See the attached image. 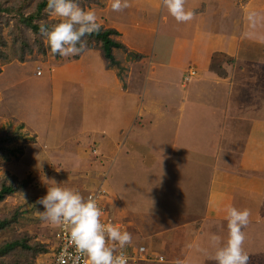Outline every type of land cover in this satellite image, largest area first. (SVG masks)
<instances>
[{
    "label": "rangeland",
    "instance_id": "rangeland-1",
    "mask_svg": "<svg viewBox=\"0 0 264 264\" xmlns=\"http://www.w3.org/2000/svg\"><path fill=\"white\" fill-rule=\"evenodd\" d=\"M17 1L9 0L11 4ZM27 1L28 12L32 11L40 0ZM230 1L229 5H235L230 7V10L233 8L244 10L242 18L244 20L237 31L251 33L253 30L247 17L251 12L264 15V0ZM128 3L130 7L120 12H114L110 8L106 16L102 10L111 4V0H92L79 4L80 7L95 12L102 28L113 29L116 24L123 26L122 28L128 31L127 40L144 50L139 55L137 50L130 53L128 48L115 49V57L122 65L117 67L118 80L122 85L128 81L130 88L134 92L139 91L140 94L142 89H147L146 103L158 100L157 105L165 116L156 119L155 114H152L140 119L144 126H138L135 133L130 136L129 148L123 151L115 162L111 161L112 166L98 148L97 143L102 138L95 143L92 135L94 133L88 129L89 133L86 134L83 130L86 126L94 129L102 126L103 129L110 125L108 123L114 126L119 117L114 119L113 112H102L96 95H93L94 88L88 86L81 91L79 84L81 77H76V74L72 76L67 70L54 73L64 64L73 63L75 61L72 60L73 57L62 58L52 55L45 38H42L43 44L40 46L33 36L26 40L32 49L30 51L13 34L12 21L1 25L0 52L6 54L7 58L0 57V190L3 185L15 188L14 193L0 202V220L14 219L9 226L0 230V262L3 264H26L30 261L49 264L52 261L51 251L58 227L42 221L36 214V209L31 206L38 198L46 195L47 180L50 179H55L57 183H65L62 186L79 191L85 198L91 193L101 195L98 206L103 215L112 219V223L123 231L132 234L131 243L135 245L122 249L133 258L128 264H171L175 258L184 259L187 264H216L211 258L215 249L209 243L210 233L226 240L227 226L223 223L212 226L208 221L206 225L200 223L196 228L187 230L185 223H178L180 216H176V204L179 205L183 201L182 197H176V193H180L176 192V181L179 180L181 185L186 184L184 179H179L183 175L180 173L181 166L185 164L176 156H171L174 154L171 152L175 151L173 141H176L173 132L177 110L176 71L157 68V64L166 62L171 54L173 37L176 35L175 22L167 25L160 20L162 8L164 9L162 0L157 4L154 0H128ZM196 4L197 2H194V6ZM169 18L173 17L169 15ZM215 19L218 20L216 17ZM58 21L59 18L50 15L48 11H45L40 20L41 23L49 24ZM136 21L147 27L146 30L130 28L132 22ZM137 31L140 33H136ZM256 31L264 33V27H259ZM29 33L27 31L26 35ZM115 39L119 41L117 36ZM42 48L45 52L41 51ZM259 49L252 51L253 57L257 58L252 65L256 71L254 68L252 72L251 69L243 67V71L240 72L238 64L234 60L223 61L224 56L215 57L212 69H221L225 65V71H228L235 81L246 82V88H249L248 83L255 82L259 85L258 91L264 93V52L263 48ZM88 51H95L99 59L96 63L102 61L106 67L107 63L99 50L93 48L85 52ZM22 54H25L24 60L21 58ZM151 65H154L153 73L156 76H153L147 87H144V78L139 76H147L152 70ZM191 70L194 69L190 68L188 72ZM39 71L42 73L38 74ZM255 72L256 79L252 74ZM100 94L108 95L103 91ZM258 104L264 107V99L262 102L259 99ZM235 124L236 128L247 132L261 126L256 123L240 122L238 119L234 124L230 122V127H235ZM262 131L264 132V125ZM47 135L55 136L59 144L51 148L50 143L46 144L45 141ZM7 136H17L18 139L10 143L2 141ZM138 137L146 139L150 146L155 148L142 149L139 139H136ZM96 138L100 137L94 139ZM244 156V150L229 149L226 158L222 157V161L237 166L246 162V159L240 161ZM205 174L207 173L203 172L201 178L195 176L189 181L191 183L194 181L200 187L204 185L203 181H207ZM25 182L26 186L23 185ZM124 182L127 186L128 183L130 185L128 190L122 188L128 197L126 206L133 205V211L137 213L135 215L128 213L122 217L119 211L113 208L114 203H120V199L119 194H114L115 191L112 190H116V185L120 190L119 184ZM205 193L204 190L203 197ZM201 201V193L197 200L191 194L189 200L183 201V205L179 206L181 208L179 211L187 209L189 213L190 207L193 212L195 210L202 212ZM237 204L239 203L235 202V205ZM37 207L43 211L41 205ZM217 211L220 209L217 208ZM252 213L254 210H251ZM147 230L150 236L158 233L156 237L141 239L140 235ZM243 231L246 234L244 249L249 256L248 264H264V223L248 225ZM16 241H19L20 246L2 253L5 246ZM21 243L31 250L23 247ZM36 243L46 247L48 245V252L39 253L43 247L39 251L34 250ZM164 243L165 246L162 245ZM160 256L164 257L163 262H159Z\"/></svg>",
    "mask_w": 264,
    "mask_h": 264
},
{
    "label": "crops",
    "instance_id": "crops-1",
    "mask_svg": "<svg viewBox=\"0 0 264 264\" xmlns=\"http://www.w3.org/2000/svg\"><path fill=\"white\" fill-rule=\"evenodd\" d=\"M158 2L159 0H154L155 4ZM186 2L188 3V6L185 4V8L188 7L186 10L194 13L193 19L186 23H177L174 18L170 19L168 11L166 14V8H162L160 20L167 25L175 22L176 35L173 37L171 54L167 61L157 64V68L176 71L177 110L175 121H173L176 141H173L175 151L171 152L174 153L171 156H176L185 164L181 166L180 173L183 175L179 179L186 181L185 185H181L179 180L176 181V192H180L176 193V197H182L185 202L189 200L191 194L194 195L195 200L199 199L201 193L202 198V212H196V210L193 212L190 207L189 213L187 209L179 211L181 209L179 206H182L184 202L176 204V216H180L178 223H185L187 230L196 228L200 223L206 225L208 221L212 226L218 223L227 226L224 208L230 204L240 210L248 209L250 213L254 210L249 217L248 225L262 224L264 223V132H261V128L264 125V107L258 104V100L262 102L264 93L258 91L259 85L255 82L248 83L249 88H246V82L235 81L228 71H225V65L221 69L213 70L212 62L216 60V56H224L222 60H234L240 72L243 71V67L251 69L252 72L254 68L256 71L252 65L257 58L253 57L252 51L263 48L264 52V42L249 35L250 33L237 31L244 20L242 19L244 10L239 8L230 10V7H235V5H229L230 0H186ZM194 2H197L195 6ZM110 8L111 4L102 10L105 16ZM215 17L218 18L217 21ZM131 25L130 28L136 30L147 28L137 21L132 22ZM122 27L118 24L115 28L113 27L119 33L117 36L119 41L128 48L130 53L137 50L139 55L142 54L144 50L127 40L128 31ZM259 34L264 35V33ZM245 48L250 49L245 50ZM98 61V54L96 55L95 51L84 52L79 59L73 63L64 64L54 73L67 70L70 75L76 74V77H81L79 82L81 91L88 86L94 88L93 95H96L95 98L102 112H113L114 119L119 117V121L114 126L108 123L110 125L103 129L102 126L98 129L86 126L83 130L86 134L89 131L93 132L94 138L100 137L93 138L95 143L102 138L97 145L102 156L107 157L111 165V161L115 162L122 152L129 148L130 136L135 133L138 126H144L142 119L152 114L159 119L164 114L157 105L158 100L157 102L152 100L150 104L146 103L147 89H142L141 94L139 91L134 92L128 81L124 85L119 82L117 66L108 69L102 61L99 64L96 63ZM119 65H121L120 62ZM151 67L149 76H139L144 78V87H147L151 78L156 76L153 73L154 65ZM190 68L196 70L197 74L189 78ZM252 74L256 79L257 73ZM98 91L108 95L100 94ZM82 96L84 98L83 93ZM234 102H236L235 106ZM128 112L130 113L127 114ZM238 119L240 122L256 123L261 126L250 132L236 128V124L235 127H230V122L234 124ZM153 125L151 122V126ZM214 125L216 127H213ZM41 133L48 134L46 131ZM136 139H139L142 149L155 148L150 146V142L144 138ZM45 141L46 144L50 143L51 148L59 144L53 135H47ZM229 149L244 150L245 156L241 157L240 161L246 159V162L237 166L223 162L222 157L226 158ZM223 152L226 153L223 154ZM203 172L207 173L205 174L207 181H203L204 185L199 187L194 181L192 183L189 181L195 176L201 178ZM119 185L120 190L117 185L116 190H112L115 191L114 194H119L120 199V203H114L113 208L119 211L121 216L128 213L135 215L137 211H133V205L126 206L128 197L122 190V188L128 190L129 183V187L126 182ZM204 190L206 193L203 197ZM194 191L197 194L193 193ZM235 202L239 204L235 205ZM217 208L220 211H217ZM172 209H174L173 206ZM152 212H154L153 209ZM157 233L150 236L147 230L140 237L141 239L156 237ZM129 245L132 247L135 244ZM162 245L165 246V243ZM127 247L130 248L128 245Z\"/></svg>",
    "mask_w": 264,
    "mask_h": 264
},
{
    "label": "clouds",
    "instance_id": "clouds-1",
    "mask_svg": "<svg viewBox=\"0 0 264 264\" xmlns=\"http://www.w3.org/2000/svg\"><path fill=\"white\" fill-rule=\"evenodd\" d=\"M186 0H162V7L177 23H186L193 19L194 13L186 10ZM130 7L128 0H111V9L120 12ZM47 11L58 17L59 21L51 25H40L51 54L62 58L76 57L87 50L85 37L100 31L94 11L80 7L77 0H47ZM249 35L264 42V35L256 29L264 27V15L251 12L247 17ZM55 179L47 180V193L38 198L31 206L36 209L39 218L53 226L61 227L68 235L66 248H72L75 256L71 264H78L83 257L84 264H128L127 257L120 252L117 245L125 248L132 242V234L122 231L112 223L101 221L103 215L96 199L85 198L77 190L64 187ZM37 205L43 207L41 211ZM227 221V238L216 234L209 237L210 245L215 249L211 257L216 264H248L249 256L244 249L246 234L243 231L249 224L251 215L248 209H237L233 205L224 208ZM163 260V258H161ZM58 264H66L65 253L58 258ZM171 264H187L186 260L177 258Z\"/></svg>",
    "mask_w": 264,
    "mask_h": 264
},
{
    "label": "trees",
    "instance_id": "trees-1",
    "mask_svg": "<svg viewBox=\"0 0 264 264\" xmlns=\"http://www.w3.org/2000/svg\"><path fill=\"white\" fill-rule=\"evenodd\" d=\"M90 1L92 0H77L79 4H81V2H90ZM28 4L29 3L27 0H24V1L18 0L17 2L13 4H11L9 0H0V30H1L2 23L8 24L10 21H12L13 32H14L13 34L18 39L21 40L23 46L26 45L27 48L30 51H32L31 47L27 45L26 40L30 36L31 37L33 36V38L35 39V42L38 43L40 46H42L43 43H41V40L42 38H44V36L40 33V25H41L40 20L42 16L44 15L45 11H47V0H40L39 2L36 3V6L32 11L27 12L26 7L28 6ZM43 23L45 25H51L46 22H43ZM27 31L30 32L28 35H26ZM118 35L119 33L115 29H111V28L104 29L101 27L99 32L93 33L92 35L85 37L87 41V50H91L93 48L96 51L99 50L101 55L104 57L107 63L106 68L108 69H111L115 66L117 67L119 66V62L117 61L114 55V50L115 49L127 50V47L124 44L120 43L119 41L115 39V37ZM1 42L2 41L0 38V44ZM41 51L45 52L44 48H42ZM25 54L21 55L22 60L25 59ZM80 56L73 57L72 60H77L80 58ZM0 57L7 58V55L0 52ZM56 57H59V56H56ZM17 139H18L17 136H12V137L7 136L4 139H2V141L6 143H10ZM26 184L27 182L23 183V185L25 186ZM14 192H15V188L8 187L7 185H3V188L0 190V202H2L6 196H9L10 194ZM13 220L12 219L11 220H7V219L0 220V230L9 226ZM21 244L23 245V247L27 248L28 250H31L27 247V245H24L23 243ZM17 246H20L19 241L8 244L7 246L4 247V250L2 251V253L8 252L11 249L16 248ZM128 246H131V245H128ZM41 247L43 248L41 249L39 253L46 254L48 252V245L46 247L45 245L42 246L41 243H36V245H34L33 248L34 250L39 251ZM36 251L34 252L35 253L33 255L34 257L36 255ZM52 261H53V257H52ZM0 264H3V263L0 262ZM26 264H37V263L36 261H30L29 263H26Z\"/></svg>",
    "mask_w": 264,
    "mask_h": 264
},
{
    "label": "built area",
    "instance_id": "built-area-1",
    "mask_svg": "<svg viewBox=\"0 0 264 264\" xmlns=\"http://www.w3.org/2000/svg\"><path fill=\"white\" fill-rule=\"evenodd\" d=\"M41 73H42L41 71L38 72V74H41ZM195 75H196V72L194 70H191L189 72V78L194 77ZM89 196H92L94 199H96L97 204H98L99 198L101 197V195L91 193ZM101 221L104 223H109V222L112 223V219L106 218V216H104V215H102ZM121 230H122V228H121ZM67 241H68L67 233L61 227H58L56 230V233L54 235L53 250L51 251L53 261L50 264H58V258L60 257L62 252L65 253L66 264H71V257H74L75 253H74V250L72 248H66ZM142 250H143V248H142ZM120 252H122L127 257L128 263H130L133 260V258H131V256H128L127 253H125L124 250L120 249L119 246L117 245V254H119ZM161 258H163V257L160 256L159 260L163 261V260H161ZM78 264H84V258L83 257L78 261Z\"/></svg>",
    "mask_w": 264,
    "mask_h": 264
}]
</instances>
